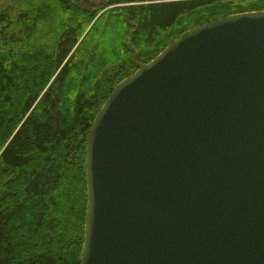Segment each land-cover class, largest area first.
<instances>
[{
	"label": "water",
	"instance_id": "water-1",
	"mask_svg": "<svg viewBox=\"0 0 264 264\" xmlns=\"http://www.w3.org/2000/svg\"><path fill=\"white\" fill-rule=\"evenodd\" d=\"M78 264H264V10L184 31L91 122Z\"/></svg>",
	"mask_w": 264,
	"mask_h": 264
},
{
	"label": "trees",
	"instance_id": "trees-1",
	"mask_svg": "<svg viewBox=\"0 0 264 264\" xmlns=\"http://www.w3.org/2000/svg\"><path fill=\"white\" fill-rule=\"evenodd\" d=\"M264 0H0V264H78L86 141L115 86L184 31Z\"/></svg>",
	"mask_w": 264,
	"mask_h": 264
},
{
	"label": "rangeland",
	"instance_id": "rangeland-1",
	"mask_svg": "<svg viewBox=\"0 0 264 264\" xmlns=\"http://www.w3.org/2000/svg\"><path fill=\"white\" fill-rule=\"evenodd\" d=\"M105 1L106 0H77V3L80 6L97 8L103 5Z\"/></svg>",
	"mask_w": 264,
	"mask_h": 264
}]
</instances>
